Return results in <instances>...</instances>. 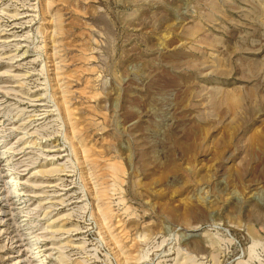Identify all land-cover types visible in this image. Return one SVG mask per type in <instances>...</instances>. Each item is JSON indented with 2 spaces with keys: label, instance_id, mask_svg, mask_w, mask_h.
I'll return each instance as SVG.
<instances>
[{
  "label": "rangeland",
  "instance_id": "374dc122",
  "mask_svg": "<svg viewBox=\"0 0 264 264\" xmlns=\"http://www.w3.org/2000/svg\"><path fill=\"white\" fill-rule=\"evenodd\" d=\"M19 258L264 264V0H0Z\"/></svg>",
  "mask_w": 264,
  "mask_h": 264
},
{
  "label": "bare ground",
  "instance_id": "6f19581e",
  "mask_svg": "<svg viewBox=\"0 0 264 264\" xmlns=\"http://www.w3.org/2000/svg\"><path fill=\"white\" fill-rule=\"evenodd\" d=\"M11 181L13 183L12 188L14 190V195L17 196L21 193V189L18 188V179L15 176H11ZM21 258H19V262L17 264L21 263Z\"/></svg>",
  "mask_w": 264,
  "mask_h": 264
}]
</instances>
